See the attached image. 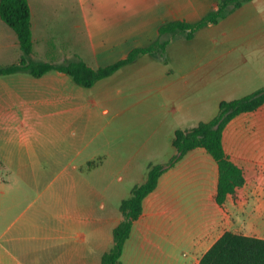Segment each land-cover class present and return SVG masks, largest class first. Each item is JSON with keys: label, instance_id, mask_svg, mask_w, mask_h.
Returning a JSON list of instances; mask_svg holds the SVG:
<instances>
[{"label": "crops", "instance_id": "0c3cea01", "mask_svg": "<svg viewBox=\"0 0 264 264\" xmlns=\"http://www.w3.org/2000/svg\"><path fill=\"white\" fill-rule=\"evenodd\" d=\"M28 1L32 59L62 63L78 54L94 69L151 45L164 24L195 23L220 4L167 0L164 7H150L147 0H136L137 6L129 10L119 0L117 7L84 10L83 16L97 17L76 26H85L88 40L83 44V30L72 42L60 30L47 27L51 19L41 17L73 15V10L39 8L46 0ZM201 13L203 17L196 19ZM215 27L216 36L204 40L192 55L170 56V43L179 35H164L169 44L162 55L141 54L91 88L74 85L69 75L58 71L40 78L26 73L0 76V206L1 224L5 223L0 264H41V254L50 253L59 255L55 264H101L113 246V229L122 220V200L146 181L150 165L166 164L176 156V131L210 121L222 101L264 87V0H251L200 30ZM39 43L44 45L40 50ZM20 57L16 33L0 19V66L17 63ZM75 126L81 134L93 126L98 129L96 153L84 155L83 148L69 142ZM222 143L225 154L242 169L244 185L218 204L217 161L204 148L189 151L162 173L144 199L121 264H199L225 232L262 238L264 103L234 117L224 128ZM57 148L71 160L84 158L69 167L85 170V194L77 199L70 193L60 200L51 228H42L35 218L20 223V215L6 224L20 206L19 191L37 186L19 178L31 174L34 180L46 174L42 155L56 167ZM43 209L49 212L46 202Z\"/></svg>", "mask_w": 264, "mask_h": 264}, {"label": "trees", "instance_id": "16d2710c", "mask_svg": "<svg viewBox=\"0 0 264 264\" xmlns=\"http://www.w3.org/2000/svg\"><path fill=\"white\" fill-rule=\"evenodd\" d=\"M251 0H220L216 10L210 11L195 23L174 21L159 29V38L151 45L132 50L128 56L112 65L92 68L78 55L73 54L62 63L32 59L33 34L31 9L28 0H0V19L14 30L17 35L21 57L17 63L0 66V76L26 73L40 78L50 71L69 75L73 81L85 88H91L96 81L104 79L124 65L130 64L141 54L162 55L168 44L164 35H183L192 40L197 31L210 24H217L229 14ZM264 103V87L255 92L231 101L219 104L217 115L207 122H201L190 130H178L173 139L177 150L166 164L150 165L147 179L141 185H135L130 196L122 200L119 210L122 220L113 229V246L102 256L101 264H121L120 258L124 244L129 238L133 223L142 214L144 199L155 190L162 173L185 154L195 148H204L217 161L219 181L216 200L222 205L227 195L245 183L242 169L235 165L225 154L222 136L226 125L237 115L258 109ZM199 264H264V239L225 232L202 257Z\"/></svg>", "mask_w": 264, "mask_h": 264}, {"label": "rangeland", "instance_id": "374dc122", "mask_svg": "<svg viewBox=\"0 0 264 264\" xmlns=\"http://www.w3.org/2000/svg\"><path fill=\"white\" fill-rule=\"evenodd\" d=\"M43 1V0H42ZM119 0H46L43 3L39 4V8L46 7L50 9H62V10H73V15L65 14L61 16H54V15H42L44 19H51L50 24L47 23V27L51 30H60L63 36H67L71 38L72 42L75 40V36L78 30H83L82 32V43L87 44V35L85 32V26H82L78 29L76 26L78 24L85 25L88 21L94 20L97 16L94 14H89L83 16L82 13L85 12L84 10H96L107 7H117V2ZM136 0H121V7L129 8L132 10V6H137ZM147 6L152 7H164L167 0H147ZM141 6V5H138ZM144 6V4L142 5ZM70 11H67V13ZM132 12V11H129ZM196 19H201L203 17L202 13L196 16ZM60 19V20H59ZM224 22V21H223ZM40 31V30H38ZM37 31V32H38ZM42 31V30H41ZM49 31V30H48ZM217 31V27L208 30H199L196 34L195 40L189 41L183 35H179L175 37L170 43L168 54L170 56L180 55H192L196 53L198 49L203 47L204 40H208L216 36L214 34ZM211 32V34H210ZM214 34V35H213ZM44 47L43 44L39 43L37 49L40 50ZM77 49V48H76ZM73 84L76 83L73 81ZM78 85V84H77ZM78 126L72 128V137L68 136L69 142H71L74 146L78 149L83 148L84 155H92L96 153L97 150V131L98 129L93 126L89 129V132L86 134H81L77 132ZM87 150V151H85ZM56 159L58 164L56 167L53 164L54 160L47 159L43 155L41 157V168L42 170H46V174H42L41 176H36L33 180L31 174L25 176L24 180L19 178L20 182L25 183H32L33 186L31 188H24L20 193H23V196L19 197V208L17 212H14L13 215H9L6 224L11 222V219L20 215L19 222L20 223H29L30 219L35 218L37 220L35 223L39 224L42 228H51L54 223L53 213L59 212L60 209V200L63 202L66 197L72 193L73 198L80 199L82 198L81 192V185L82 180L86 176V172L83 169L82 171H76L73 168H70V163L78 164L83 161V157L80 159H75L73 156V160L71 157L64 156V153L61 152L60 148H57ZM45 167V168H44ZM44 168V169H43ZM50 172V173H49ZM15 177V176H14ZM36 182L37 184H34ZM1 199V198H0ZM1 201V200H0ZM46 204L49 206V212H44L43 205ZM55 203V209L53 210V204ZM13 216V217H11ZM11 217V218H10ZM10 218V219H9ZM1 206H0V232L4 229V224H1ZM256 225V224H255ZM261 226V224H259ZM46 231V230H44ZM44 231H40L42 234ZM260 235H262L261 239H264V224L263 227L261 226ZM57 257L59 255L56 253ZM56 255L53 253L50 254H41V264H55L54 259Z\"/></svg>", "mask_w": 264, "mask_h": 264}]
</instances>
